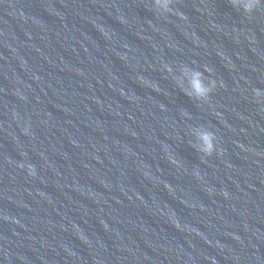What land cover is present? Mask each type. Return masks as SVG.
Here are the masks:
<instances>
[{"label":"water","instance_id":"water-1","mask_svg":"<svg viewBox=\"0 0 264 264\" xmlns=\"http://www.w3.org/2000/svg\"><path fill=\"white\" fill-rule=\"evenodd\" d=\"M151 2L0 0V264H264V5Z\"/></svg>","mask_w":264,"mask_h":264},{"label":"clouds","instance_id":"clouds-1","mask_svg":"<svg viewBox=\"0 0 264 264\" xmlns=\"http://www.w3.org/2000/svg\"><path fill=\"white\" fill-rule=\"evenodd\" d=\"M177 2L178 0H152L148 10L161 17L172 15L174 14V5ZM228 3L233 10L251 16L264 5V0H228ZM163 72L166 76L171 77L176 88L195 104L206 103L217 89V83L210 78L211 71L208 68L201 71L196 67L182 65L176 70L171 66H165ZM140 83L143 84L144 82L140 81ZM147 86L152 88L151 85ZM152 90L155 91V88H152ZM254 102L257 105L264 104V92L254 90ZM24 134L28 135V131L25 130ZM190 135L193 138L190 147L200 156L208 158L214 154H219L217 137L213 131L205 127H196L190 130ZM169 163L174 167L177 164L176 160H170ZM19 167L23 170L25 165L21 163ZM27 172L32 177L37 174L36 168L32 165L27 166Z\"/></svg>","mask_w":264,"mask_h":264}]
</instances>
